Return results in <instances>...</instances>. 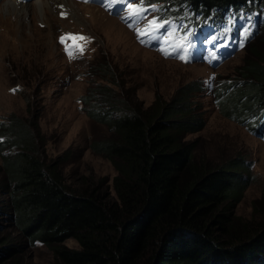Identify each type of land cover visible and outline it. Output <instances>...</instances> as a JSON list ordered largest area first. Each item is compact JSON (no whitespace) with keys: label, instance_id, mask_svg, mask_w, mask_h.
Instances as JSON below:
<instances>
[{"label":"trees","instance_id":"trees-1","mask_svg":"<svg viewBox=\"0 0 264 264\" xmlns=\"http://www.w3.org/2000/svg\"><path fill=\"white\" fill-rule=\"evenodd\" d=\"M151 2H163L173 19L184 17L180 33L183 39L194 34L191 44L218 26L213 18L229 6L259 11L264 39V0ZM246 46L252 50L256 43L250 39ZM255 58L254 66L240 67L245 85L222 81L213 94L225 115L264 138V122L256 127L264 116V53ZM100 68L112 74L107 60ZM202 86L182 85L170 98L157 92L147 106L98 94L85 98L89 115L112 129L100 150L117 171L113 192L88 177L67 183L63 160L40 153L26 123L1 122L0 264H29L25 253L36 241L53 251V264H264V189L251 217L235 213L249 162L241 155L213 162L189 137L205 126ZM10 145L20 150L4 155ZM68 238L78 247L68 246Z\"/></svg>","mask_w":264,"mask_h":264},{"label":"rangeland","instance_id":"rangeland-1","mask_svg":"<svg viewBox=\"0 0 264 264\" xmlns=\"http://www.w3.org/2000/svg\"><path fill=\"white\" fill-rule=\"evenodd\" d=\"M26 4L37 8L41 3L30 0L21 5ZM87 5L99 8L101 19L95 23L88 16L83 19L81 12L88 8L77 5L75 12L79 11L81 20L67 18V13L61 12L56 16L54 9L41 14L36 8L37 16L31 9L23 17L22 12L18 16L7 11L0 0V123H26L33 130L40 153L49 160H63L61 169L67 183L79 185L88 177L101 181L105 189L113 192L117 171L100 150L112 129L107 122L89 115L93 109L85 98L98 94L101 100L109 98L112 103L124 100L147 106L157 92L170 98L182 85L201 82L199 99L205 110V126L189 137L196 141L198 152L213 162L237 155L249 162V182L235 213L251 217L264 189V138L238 119L225 115L213 91L222 81L246 84L240 67L248 62L254 66L255 54L264 53L262 33L259 31L253 39L256 46L252 50L245 45L217 68L205 63L184 64L141 43L139 35L151 21L150 14L138 29H132L103 8ZM65 32L91 38L82 54L76 49L72 57L63 52L58 37ZM103 60L108 61L112 74H103ZM207 80H211L210 89L205 87ZM257 122L256 127L264 122V116ZM19 150L10 145L2 153L9 155ZM11 221L10 217L5 221L9 230L14 228ZM65 243L78 247L73 238ZM25 259L29 264H53L54 254L36 241L27 249Z\"/></svg>","mask_w":264,"mask_h":264},{"label":"snow or ice","instance_id":"snow-or-ice-1","mask_svg":"<svg viewBox=\"0 0 264 264\" xmlns=\"http://www.w3.org/2000/svg\"><path fill=\"white\" fill-rule=\"evenodd\" d=\"M151 2V0H149ZM120 4L122 5L120 11L118 14H123L125 10L128 11V16L125 17V19L128 20H137L140 23H144L146 21V14L148 11H159L161 12V16L154 18L152 21L147 22V29L149 35H154V43L159 44H165V43H173L169 37L172 36L173 33L181 32V30H185V26L181 23H179L180 20L184 19V17H179L176 19H169L166 11H163L161 8L153 7L151 9H148L144 7L145 0H136L134 3L133 0H111V3H109V7H112L113 4ZM231 31V30H229ZM187 36L189 37L185 43H180L178 45H175V55H178V58L181 60H188L192 58V48L195 47V45L191 44V36L194 35L192 33H187ZM252 34V27L251 26H245L241 29L240 39L237 42L238 47H243L244 42L248 39V37ZM61 43H65L67 39H71L72 41H81L82 43H74V47L77 52L82 54L85 50L86 44L91 41V38L78 35V34H66L65 36H62ZM214 39H219V37H215ZM66 45V49H68L67 54L72 57L73 52L71 51V47ZM226 46V45H225ZM164 54L167 56L169 53L164 50V48L160 49ZM187 53V56L180 54V53Z\"/></svg>","mask_w":264,"mask_h":264},{"label":"bare ground","instance_id":"bare-ground-1","mask_svg":"<svg viewBox=\"0 0 264 264\" xmlns=\"http://www.w3.org/2000/svg\"><path fill=\"white\" fill-rule=\"evenodd\" d=\"M37 2H40L41 4L37 8L36 7L32 8L31 5H29V4L21 5L22 2L17 1V0H3L4 7H5V9L7 11H9L11 13H12V11H14L13 14L17 13L18 16L22 12V16L23 17L31 9H34L33 10V15L35 16L36 14L34 12H35V8H36L38 10V12H40L41 14H43L45 11H48L49 9H51V10L54 9L56 16L58 15L59 12H61V13H67V16H66L67 18H70V19L71 18H76L77 20H81L80 17H79V11L75 12V5H77V6H83V7L88 8L86 10V12H81V14L83 16V19H85L88 16V17L93 19L91 23H95L98 19H101V13L102 12L99 10V8L91 9L90 7H88L87 4H89V3H82V2H79V1H76V0H37ZM12 5L13 6H17V8L12 10L13 9ZM24 13H25V15H24ZM43 18H44V16H43ZM48 19L49 18L47 17L46 22H48ZM224 60H226V59H224Z\"/></svg>","mask_w":264,"mask_h":264}]
</instances>
